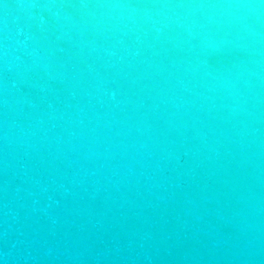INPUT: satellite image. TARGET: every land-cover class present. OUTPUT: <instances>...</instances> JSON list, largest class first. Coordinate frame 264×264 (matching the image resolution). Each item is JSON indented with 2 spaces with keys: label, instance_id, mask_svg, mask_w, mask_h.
I'll list each match as a JSON object with an SVG mask.
<instances>
[{
  "label": "water",
  "instance_id": "1",
  "mask_svg": "<svg viewBox=\"0 0 264 264\" xmlns=\"http://www.w3.org/2000/svg\"><path fill=\"white\" fill-rule=\"evenodd\" d=\"M0 264H264V0H0Z\"/></svg>",
  "mask_w": 264,
  "mask_h": 264
}]
</instances>
